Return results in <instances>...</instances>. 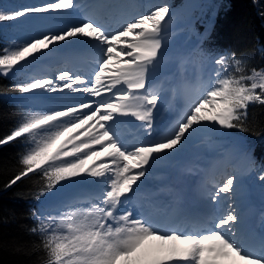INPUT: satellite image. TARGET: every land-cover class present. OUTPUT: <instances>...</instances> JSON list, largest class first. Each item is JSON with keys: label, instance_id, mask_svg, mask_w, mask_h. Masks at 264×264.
I'll return each instance as SVG.
<instances>
[{"label": "snow or ice", "instance_id": "6c2138e0", "mask_svg": "<svg viewBox=\"0 0 264 264\" xmlns=\"http://www.w3.org/2000/svg\"><path fill=\"white\" fill-rule=\"evenodd\" d=\"M128 7L114 0L0 3V24L42 14L80 16L58 31L0 50V75L22 76L7 91L79 94L58 109L25 112L0 138V145L25 140L21 168L4 187L30 174L42 180L35 195L45 198L42 210L31 212L35 224L28 228L38 238L31 252L43 253L40 264H264V214L257 232L237 199L239 178L227 172V155L201 179L208 208L203 215L171 212L179 194L145 186L153 168L198 133L250 131V107L264 105V68H249L235 52L213 54L194 44L175 58L176 72L157 83L172 9L150 5L130 15ZM69 44L86 51L83 69L25 72L38 54ZM193 58L199 69L189 72ZM167 93L183 104L171 127L151 139L155 111ZM121 125L132 126L129 136ZM85 178H91L87 192L57 195Z\"/></svg>", "mask_w": 264, "mask_h": 264}, {"label": "trees", "instance_id": "16d2710c", "mask_svg": "<svg viewBox=\"0 0 264 264\" xmlns=\"http://www.w3.org/2000/svg\"><path fill=\"white\" fill-rule=\"evenodd\" d=\"M12 0H0V3ZM182 0H171L175 6ZM193 24L200 36V48L213 54L232 53L244 57L249 68H264V0H206ZM13 27L0 25V50L7 48ZM194 62L199 64L197 58ZM20 77L0 75V138L10 134L33 101L19 92L7 91ZM250 131L227 130L250 155L246 172L251 185L264 200V105L249 109ZM222 137H226L225 134ZM25 151L20 138L0 145V264H40L43 253L31 252L38 238L28 232L35 224L31 212L42 210L35 195L42 184L40 174H30L11 188L5 184L20 170L19 158ZM19 247L22 251H16ZM31 252V254H29Z\"/></svg>", "mask_w": 264, "mask_h": 264}, {"label": "rangeland", "instance_id": "374dc122", "mask_svg": "<svg viewBox=\"0 0 264 264\" xmlns=\"http://www.w3.org/2000/svg\"><path fill=\"white\" fill-rule=\"evenodd\" d=\"M142 1H143V10L147 6L159 5V4H168L171 7L172 13H173L172 23L173 22L174 23L173 24L171 23V25H170V31L167 34V42H169V43L174 42V44L176 46L175 45L169 46V48H167V49H171V51H173L174 53L176 52L177 55H180L182 53H186L187 51H189L194 44H199L200 36H198V33L193 31V24H194L196 18L198 17L199 12L201 11L200 6L196 10H193L190 20H187L188 16L186 14L182 15L184 20L186 19L187 22L189 21L187 24L182 25V23H181L182 19L180 17H178L176 12L174 11V8L178 7L182 2L180 4L174 6L171 3V0H142ZM205 1L206 0H200V5ZM46 2H48V0H12L11 2H4V4H7L9 6H12V5L19 6L22 4L40 5V4H43ZM89 2H91V0H77V3L82 4V5L89 3ZM132 14H135V13H132ZM73 15H75V17L80 18L78 13H70V14L67 13V14H59V15H57V14H42L39 17H28L26 22H19V23L5 22V23L0 24V25L1 26L2 25H12V26L15 25L16 26L13 28L11 34L9 35V41H8L7 47H10L13 45H22L24 42H26L27 40H29L32 37L39 35L40 33L47 32V31H58V30L64 28L67 24L72 23L73 19L71 16H73ZM73 22H75V21H73ZM69 47H71L72 49H78L77 51L73 50L75 53H77L79 50H80L79 52H83L82 48H81L82 46H80V45L76 46L73 44H69L66 48L59 49L55 52L48 53L47 55H39L38 54V58L26 67L25 72L28 75L42 74V72H46V73H49L50 75H54L57 69L62 68V67L68 68V64H65L63 66L60 65V66H57L55 68H51L47 64L49 62L52 63L55 60H61V58L62 59H68L67 58L68 56H66L62 52H63V50H67ZM58 51H61L59 56L55 55ZM85 53H83V54H85ZM165 58L168 59L167 57H165ZM165 58H164V61H165ZM170 59H172V61H173L174 58H170ZM186 67L188 68L189 72H191L194 68V66L191 63L186 65ZM175 72L176 71H172L169 74H165L163 77L161 76L162 78L159 81L157 80L158 83L163 81L165 79V77H171ZM9 76H16V77H20V79H22V76H20V75H9ZM24 95H26L32 99L33 105H34L32 108L33 111L58 109V108L66 105V104H71L75 100L79 99V94H67V93L40 92V93H37L35 95H33V94H24ZM166 98H168V97H165L164 100H162V102L160 103V105L158 106L156 111H161V109H162L161 104H164V107H163L164 109H166L167 107L173 106V104H171V102H170V99L168 98L166 100ZM180 100L181 99H179L177 101V103L183 104V102H181ZM166 102H168V104ZM169 113H170V116L171 115L174 116V113H175L174 109H172ZM155 119H156L155 122L159 123L160 119H161V115L159 117H156ZM130 126H128V125H121L120 126L121 130L125 136L130 135V129H131ZM165 127H167V122L162 121V123L160 124L159 134L154 139L160 138V136L164 133ZM223 134H225L226 137H222ZM194 138H195V140L192 141ZM217 141L219 142V144L220 143L221 144L217 148L216 154H214L215 155L214 158L211 159L207 154L206 158L204 159V162H201V161L195 160V159L192 160L191 163H196L194 165H191L192 168L196 167L198 165H202V166H199L200 168L196 167V169L198 171L195 169H192L190 167V169L186 172V174H188L189 178H195L194 176H191V174L194 173V175L196 176L197 172L201 173L202 167H204V171H205V169L207 168V165H209V162L212 160L214 161L213 163L218 162L219 161L218 158H220L221 155H227L228 158L231 155L232 159L234 158L233 159L234 161H235V159H240L241 160L240 164H236L235 162L229 160L230 163L227 166V172L228 173L234 172L237 174V176L239 178L240 187L238 188L239 193H237V199L243 198V201L245 204L243 206V208H244L243 210H244L245 214L246 213L250 214V218H251V216L252 215L254 216V213H256L259 210V214L257 215V216H259V221L256 223V225H258V227H259L260 222H261V216H262V214H264V202L259 200V197L256 195L254 188L251 186L250 179L247 175V172L245 171L246 167L248 166V164L250 162V158H249V154L246 153V150L244 149V147L241 146V144L239 142H237L233 137H231V136L227 137V130H217L216 132L203 131V132L198 133L189 142H191L190 148L196 146V147H203L205 149L208 144L215 143ZM187 152H189V149L184 150L183 154H185ZM240 167L243 168V171L240 170ZM193 170H194V172H193ZM167 175L168 174H166L164 176H159V181L164 183V181L166 180L165 177ZM217 178L219 179V177H217ZM90 179L91 178H85V180L77 182L76 184L65 185L63 188H61L59 190L57 195L58 196H64V197H71V196H76V195H79L81 193L87 192L91 187V185L89 183ZM151 179H147V181H149ZM156 183H158V182H156ZM146 184H149V183H145V185ZM238 194L240 197H238ZM251 198L254 199L253 202L250 201ZM248 206H250V207H248ZM255 206H257V210H255Z\"/></svg>", "mask_w": 264, "mask_h": 264}, {"label": "bare ground", "instance_id": "6f19581e", "mask_svg": "<svg viewBox=\"0 0 264 264\" xmlns=\"http://www.w3.org/2000/svg\"><path fill=\"white\" fill-rule=\"evenodd\" d=\"M199 6H200V0H183L182 3L178 7L174 8V11L178 15V17H180L182 19V22H181L182 25H185L189 21L187 22L186 19L184 20L182 15L186 14L188 16L187 20H190L193 10H196ZM71 17H72L73 21H76L77 19H79L78 17H75V15H73ZM173 45H175L174 42H171V43L167 42V47L165 49V53H166L165 57H167L168 59L165 58V61L162 65L160 71L156 74V82L157 83L165 74H169L172 71H176V67L174 65H175V58L178 55L176 52L174 53L173 51H171V49H167V48H169V46H173ZM73 50L77 51L78 49H72L71 47H69L67 50H63L62 53L65 54L66 56H68L67 58L73 59V58H77V56H84L83 53L86 52L83 50H82L83 52H79L80 51L79 50L77 53H75ZM61 51H58L55 55L59 56ZM170 58H174L173 59L174 62ZM167 99L168 98H166V100ZM180 101L183 102L182 100H180ZM168 118H169L168 121L171 122V121H173L174 116L171 115ZM120 119L121 120H130L132 118L122 117ZM133 122L139 123V122H135V121H133ZM194 140H195V138L192 141H194ZM220 144L218 141L215 143H210L204 149L203 147H196V146L190 148L191 142L186 143L185 147L180 152L173 153L171 156H169L167 159L163 160L161 163H159L158 165H156L153 168L151 175L148 178V179H151V178L152 179L149 181H146V183H149V184H146L145 186L151 187L152 185H156L157 183L153 184V182H155L159 178V176H163L164 174L168 173L167 178H166V182L168 181L169 175L176 178V181H177L175 183L177 186L176 193L179 194V196H183L186 199V201L188 202L189 206L199 205V206H202L204 209L207 208L206 199H205V196L203 194V189L201 187V179H202V176L204 175V167H202V171L200 173L199 180L197 181V183L193 184V187H192V182L190 180L196 179V178H189L188 174H186V172L190 169L191 165L196 164V163H191L192 160L195 159V160H199L201 162H204V159L206 158L207 154L211 159L214 158V156H215L214 154H216L217 148L219 147ZM186 149H189V152L183 154V151ZM233 159L230 155L229 156L230 161H233L236 164H240V162H241L240 159H235V161ZM209 165H211V162H209ZM199 166H202V165H199ZM185 186H189V188L192 187L193 191L187 192L184 189ZM239 187H240V184H239ZM238 193H239V191H238ZM238 197H240L239 194H238ZM238 201L241 204L242 209H244L243 206L245 204H244L243 198H240V199L238 198ZM248 207H250V206H248ZM255 210H257V206H255ZM243 214L248 218L250 216V214H247V213L245 214L244 210H243ZM252 219H253V217H251V221H252Z\"/></svg>", "mask_w": 264, "mask_h": 264}]
</instances>
